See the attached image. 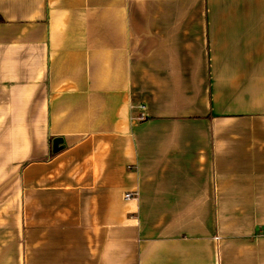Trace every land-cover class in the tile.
I'll list each match as a JSON object with an SVG mask.
<instances>
[{
    "label": "crops",
    "instance_id": "obj_1",
    "mask_svg": "<svg viewBox=\"0 0 264 264\" xmlns=\"http://www.w3.org/2000/svg\"><path fill=\"white\" fill-rule=\"evenodd\" d=\"M0 18V264H264V0Z\"/></svg>",
    "mask_w": 264,
    "mask_h": 264
},
{
    "label": "water",
    "instance_id": "obj_2",
    "mask_svg": "<svg viewBox=\"0 0 264 264\" xmlns=\"http://www.w3.org/2000/svg\"><path fill=\"white\" fill-rule=\"evenodd\" d=\"M63 148H64L63 141L61 139H55L53 141V145H52V151H53V153L57 154L60 151H62Z\"/></svg>",
    "mask_w": 264,
    "mask_h": 264
},
{
    "label": "built area",
    "instance_id": "obj_3",
    "mask_svg": "<svg viewBox=\"0 0 264 264\" xmlns=\"http://www.w3.org/2000/svg\"><path fill=\"white\" fill-rule=\"evenodd\" d=\"M126 198H128V199H129V198H130V195H127V196H126Z\"/></svg>",
    "mask_w": 264,
    "mask_h": 264
},
{
    "label": "trees",
    "instance_id": "obj_4",
    "mask_svg": "<svg viewBox=\"0 0 264 264\" xmlns=\"http://www.w3.org/2000/svg\"><path fill=\"white\" fill-rule=\"evenodd\" d=\"M3 22V20L0 18V23Z\"/></svg>",
    "mask_w": 264,
    "mask_h": 264
}]
</instances>
